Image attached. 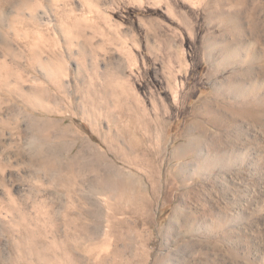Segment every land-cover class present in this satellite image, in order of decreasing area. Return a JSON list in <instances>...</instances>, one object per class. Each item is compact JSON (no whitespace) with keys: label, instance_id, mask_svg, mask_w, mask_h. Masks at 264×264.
I'll use <instances>...</instances> for the list:
<instances>
[{"label":"rangeland","instance_id":"374dc122","mask_svg":"<svg viewBox=\"0 0 264 264\" xmlns=\"http://www.w3.org/2000/svg\"><path fill=\"white\" fill-rule=\"evenodd\" d=\"M30 261L264 264V0H0V264Z\"/></svg>","mask_w":264,"mask_h":264},{"label":"bare ground","instance_id":"6f19581e","mask_svg":"<svg viewBox=\"0 0 264 264\" xmlns=\"http://www.w3.org/2000/svg\"><path fill=\"white\" fill-rule=\"evenodd\" d=\"M32 254H33V253H32ZM31 258H32V257H31ZM47 260H48V259H47ZM41 261H42V260H41ZM28 263H29V264H33V262H31V261H30V262H28ZM43 264H44V263H43Z\"/></svg>","mask_w":264,"mask_h":264}]
</instances>
